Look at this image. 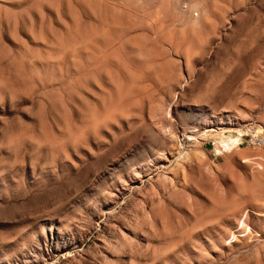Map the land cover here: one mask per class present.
I'll use <instances>...</instances> for the list:
<instances>
[{
  "label": "rangeland",
  "instance_id": "1",
  "mask_svg": "<svg viewBox=\"0 0 264 264\" xmlns=\"http://www.w3.org/2000/svg\"><path fill=\"white\" fill-rule=\"evenodd\" d=\"M257 131L264 0H0V264H264Z\"/></svg>",
  "mask_w": 264,
  "mask_h": 264
},
{
  "label": "built area",
  "instance_id": "2",
  "mask_svg": "<svg viewBox=\"0 0 264 264\" xmlns=\"http://www.w3.org/2000/svg\"><path fill=\"white\" fill-rule=\"evenodd\" d=\"M242 138V136L240 137ZM246 145L247 146H255L256 150H264V134L261 133H250L246 137Z\"/></svg>",
  "mask_w": 264,
  "mask_h": 264
},
{
  "label": "bare ground",
  "instance_id": "3",
  "mask_svg": "<svg viewBox=\"0 0 264 264\" xmlns=\"http://www.w3.org/2000/svg\"><path fill=\"white\" fill-rule=\"evenodd\" d=\"M258 132V131H257ZM259 133V132H258ZM242 135H239V139L241 140V137ZM239 139H225V140H222V138H221V141H219L218 143H222L223 141H224V143L223 144H221L222 145V147H224L225 149H227V150H230V149H232V148H234V147H237L238 145H239V143H240V141H239Z\"/></svg>",
  "mask_w": 264,
  "mask_h": 264
}]
</instances>
